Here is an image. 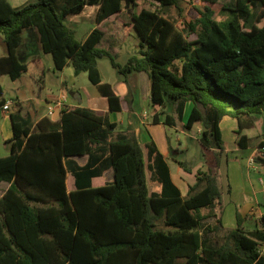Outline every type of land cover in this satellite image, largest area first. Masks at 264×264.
<instances>
[{"label":"trees","instance_id":"1","mask_svg":"<svg viewBox=\"0 0 264 264\" xmlns=\"http://www.w3.org/2000/svg\"><path fill=\"white\" fill-rule=\"evenodd\" d=\"M145 1L158 7L135 13L137 0H34L21 7L0 0V39L7 48L0 76L16 80L27 69L19 48L33 41L51 54L55 70L69 63L75 75L86 72L109 109L119 111L132 95L115 94L101 80L97 60L108 57L126 82L128 73L145 72L151 105L162 108L152 122L181 129L200 123L199 141L205 154L212 151L213 167L198 168L183 196L153 142L147 144L150 164L133 131L114 133L115 124L89 108L65 105L58 120L43 118L33 128L29 117L11 116L10 152L0 156V182L7 183L0 191V264H264V214L259 226L245 229L237 210L236 226L217 239L224 212L221 121L236 120V143L246 148L242 131L264 112V0H234L230 6L218 0ZM217 4L222 19L214 17ZM85 6L97 7V24L127 10L130 20H114L109 28L111 36L134 30L137 53L116 62L117 37L99 27L77 40L67 18ZM168 7L177 9L179 24L163 13ZM26 29L37 38L22 44ZM5 100L0 82V107ZM187 102L192 106L181 123ZM258 147L253 160L264 165V138ZM81 155L87 156L82 166L71 158ZM176 162L190 171L186 162ZM147 168L160 182L159 192L149 191ZM106 169L112 180L92 186L91 178ZM68 171L72 190L65 184ZM208 218L215 219L212 226L204 225Z\"/></svg>","mask_w":264,"mask_h":264},{"label":"crops","instance_id":"2","mask_svg":"<svg viewBox=\"0 0 264 264\" xmlns=\"http://www.w3.org/2000/svg\"><path fill=\"white\" fill-rule=\"evenodd\" d=\"M23 1L24 0H15V3L13 4V6L14 7H21V3ZM96 10H97L96 6H85L84 10L81 13L76 14V15H82V14H87V13L88 14H91V13L95 14ZM0 42L3 43V41L1 39H0ZM5 48H6V45H5ZM30 51H31V48L29 47L28 44L22 45L19 48V53L24 54V56L26 58V65H27V69L25 71H23L21 73V75L23 73H29L30 75H34V74L38 75L40 73V71L43 72L40 61L38 62L35 57H32V58L28 57L27 58ZM6 52H7V48L3 52H1L0 55H4V54H6ZM37 54H39V53H37ZM60 72H61V75L65 74V75L70 77L71 84H72L71 85L72 90L70 91V95L72 97H75L76 95H78L79 101H77L75 103L73 100H68L66 94L64 93L63 88L61 87L60 88L61 95L58 97L64 96L63 105L54 106L52 113H49V106L52 103H54L55 99L42 100V103L45 105V110L42 113L37 111L34 108L33 103H30L28 106H23L21 104H19V106L17 105V109L19 110V113L15 114L16 108H13V104L14 103H20V100L19 99L13 100V99L5 96L6 100L3 103H5L6 101L9 100L11 102V104H10L9 110H7V112H3L0 108V114H1V117H0V136L4 142L3 147L6 150V153L2 154L0 156L7 155L10 152V147H9L10 144L7 142V140L13 136L11 116H14L16 119L18 117H29L30 118V126H31V128H33V127H35L37 122H39L43 118H46L49 122L58 120L60 117V109L65 105L70 106V107L82 106V107H86V108L91 109L96 114L103 116L109 122L114 123L115 124L114 133L118 132V131H122V132L133 131L135 133L140 145H141L144 157H146V159H145L146 162H148L150 164H152V158H148L147 144L149 142H153V144H155L157 150L163 155V157L165 158V160L168 163L169 159H172L173 161L176 162V160H179L177 158H179L180 155L186 156L189 153L190 147H191L189 145V141L188 142L182 141V138L189 136L190 138L196 139L199 143V150L197 152V155L195 154L194 161L182 160V161L186 162L188 167L190 168L189 173L177 164V167L175 169L177 179H175L174 175L172 173V170L169 166V163H168V166L170 169V175H171L173 182L180 189V192L183 196L187 194L188 185L193 184L195 182V175H194L195 171L198 168H203L204 164H205L204 163L205 159H203V161H202V159L200 157L202 155V153H203V157L206 155L203 152L204 150H203V148L200 144V141H199V136H200V133L202 130L200 123H198V122L194 123V125L192 126L191 129H181V128H177L173 125L172 126L167 125V124L163 123L162 120L159 121L158 123L152 122L153 113L157 112L159 110H162V108L157 107V106L155 108H153L151 105L150 96H149L150 81H149L148 75L145 72L141 71V72L128 73L126 75L127 82L125 81L124 78L123 79L119 78L118 80H115V81H111V80L105 81V82L110 83L112 90L118 96L129 99V98H131L130 95H132L131 101H129V100L128 101H125V100L122 101L121 110H119V111L110 110L106 97L102 96L100 93L99 94L105 98V100H106L105 102L100 100V99H96V100H92V103H89V105H83L82 104L83 100L81 98L80 92L78 91V88L76 87V84H75V77L77 75H79L80 73L75 75L73 72V68L69 63H67ZM60 82L62 83L61 86L66 84V82L63 80L62 77L60 79ZM136 92H137L138 97L141 96L139 99L142 100V107L138 113H136V112L134 113L135 110H133V108H132L133 102L135 100ZM27 99H29V98H27ZM47 100H48V102H47ZM191 106H192V104L190 102H187L185 104L181 123L186 120ZM132 112L136 115V118L138 119L137 122L135 121V117H133L131 115ZM114 113H117V114H114ZM163 115L164 114L161 113L159 117H163ZM227 117L228 116H225L221 121V124H220L221 130H222V124L226 121ZM261 118H263L262 115H259L257 117V119L255 121V125L253 127H248V128L243 129L242 132L248 137V142H249V138L252 137V135L250 134L251 129L258 127V125H260L258 123V120H260ZM47 124H48V122H44L42 125L44 127H46ZM179 124H180V122L176 123V125H179ZM119 125L123 126V127L120 128ZM236 125L237 124H236L235 119H234V122H232V121L227 122V126H228L229 130L233 132L230 135V139L232 140V143H236V139H237V135L234 132ZM222 136H223V132H222ZM257 136H258V134H257ZM261 140L262 139H259L257 142H260ZM224 144H225V150L224 151H226L228 149V147L225 143V139H224ZM236 145H237V143H236ZM248 148H250V144L246 148H238L237 147V148L231 149V151L233 153H235V155L233 157L226 156L225 152H224V154L222 153L221 162L219 165V173H220V176L222 177L224 174V168L228 172V174L227 173L225 174L226 175L225 180L227 181L226 191H227L228 195L230 196L229 202L233 204L234 211L236 212L238 210L240 212V214L244 217V223H245V221H249V222L254 221L255 223L257 221L258 225H255V227H256V226L260 225V217L262 214H264V203L261 202L260 200L256 199V198L254 201H249V199H247V198L244 199L242 197H238V196H241V194H244L245 190H248V189L254 195H256L259 192H264V180L261 177H259L258 181H256V182H258L259 186L256 187V183H254L255 178H252L250 176V172L248 171V168H252L255 170H261V169L264 170V168H262L264 165H262L260 163L253 162V159L251 156L252 154L250 155L247 151ZM207 152H211V150H208ZM198 155H199V157H198ZM71 158H73L77 162V164L80 166L84 165L87 161L86 155L72 156ZM232 162H234L233 169H235V172H237V171L240 172V175H241L240 182L235 180L233 175H231V177L229 176V171H228L229 170V163H232ZM210 166H212V165H210ZM147 169H149V168H147ZM243 169H245V172L243 171ZM186 173H188V174L186 175ZM263 173H264V171H263ZM112 178H113L112 170L106 169L100 175L92 177L91 178V184H92V186H101V185H104L105 183L111 181ZM146 178H147V174H146ZM149 178L151 180L155 181V188H153L152 190H149V191L150 192H152V191L159 192L161 190L160 182L156 179H153L151 177V174L149 175ZM221 183H222V187H223L224 186L223 177L221 178ZM65 184H66L67 190H72L75 187L74 177H73L72 173L69 171L66 174ZM147 185H148V183H147ZM6 187H7V185L3 187V190ZM223 189H224V187H223ZM184 192H186V193H184ZM239 192H242V193L240 194ZM1 194L2 193H0V195ZM222 197H223L224 205L226 206L224 196L222 195ZM234 218L236 221L235 216H234ZM244 223H243V227L245 229H252V228L246 227L244 225ZM222 224H223V220H222ZM235 226H236V224H235ZM223 228H225L224 225H223Z\"/></svg>","mask_w":264,"mask_h":264},{"label":"rangeland","instance_id":"3","mask_svg":"<svg viewBox=\"0 0 264 264\" xmlns=\"http://www.w3.org/2000/svg\"><path fill=\"white\" fill-rule=\"evenodd\" d=\"M12 5L15 3V0H8ZM29 1H34V0H24L21 3V6L25 5L26 3H28ZM218 3H225L227 5H233L234 0H218ZM184 6V5H183ZM182 6V8H183ZM155 8L158 7L156 3L150 4L148 1L145 0H137V5L135 7H133L131 10L135 13H137L141 8ZM218 8L219 5H215L214 6V17L217 19H222L223 17H225L222 14H219L218 12ZM186 14H192V10L190 8L186 9ZM163 13L165 14V16H167L169 19H171L172 21H174L175 23L179 24V20L177 17V9L174 7H168L165 8L163 10ZM125 21V20H130V13L127 10H124L122 12H120L119 14L116 15H112L109 18H106L105 20H103L101 23L97 24L95 22V14L91 13V14H82V15H70L67 18V24L74 28L76 30L75 32V38L77 40H83L85 38V36L87 35V33L94 27H99L100 29L104 30L105 33L107 34L108 37H117V38H112L114 47H113V53H114V60L120 64H124L128 57L131 56L132 54L137 53L138 49L140 48V38L137 35V33L132 30L129 34L125 35V37L123 36L122 33L120 34H113V30H111V28H109L113 24L112 21ZM31 29H26L23 32V42H27V41H32L34 38V35H36L37 38V34H35L34 31H30ZM29 33L28 37L27 34ZM122 35V37L120 38L119 36ZM32 37V38H31ZM189 39H193L195 38L194 34H189L188 35ZM28 42V43H30ZM38 43V42H37ZM105 45H107L106 42H104ZM104 44H100V47H105ZM29 47L31 48V53L28 54L27 58L30 57H35L36 60L39 62L42 66L43 72L40 71V73L38 75L34 74V75H30L29 73H23L21 76H19V78H17L16 80H12L7 74H3L0 76V82L4 91V96L9 97L11 99H19L20 103H14L13 104V108L15 109V114L19 113V110L17 109V105L19 106V104L23 105V106H28L30 103H33L34 108L39 111V112H43L45 110V105L42 103V100L45 99H56L58 96L61 95V91L60 88L62 87L64 90V93L66 94L68 100H73L75 103L77 101H79V96L76 95L75 97H72L70 95V91L72 90V84H71V80L70 77L62 74L60 71L55 70L54 68V63L52 60V56L50 53H45L43 52L38 44L36 45V42H33L29 45ZM5 43L0 42V53L3 52L5 50ZM39 53V54H37ZM24 55V54H22ZM37 55V56H36ZM97 67L98 70L100 72L101 75V80L102 81H107V80H111V81H115L120 79H123L124 76L122 73H120L116 68H114L111 65L110 59L106 56L101 57L97 60ZM41 68V67H40ZM61 77L63 78V80L66 82L65 85L61 86L62 83L60 82ZM75 84L76 87L78 88V91L80 92L81 98L83 100L82 104L83 105H89V103H92V100H96V99H100L102 101H106L104 97H102L96 86L91 83L87 77V73L86 72H81L79 75H77L75 77ZM138 91V90H137ZM141 96H137V92L135 94V100L133 102L132 108L134 111V113H138L142 107V100L139 99ZM29 98V99H27ZM27 99V100H26ZM47 100V102H48ZM167 110L171 111L172 110V106H168ZM133 112L131 113V115L133 117H135V121L137 122L138 119L136 118V115ZM117 114V113H114ZM263 118H261L260 120H258V123L260 125H258V127H255L253 129H251L250 134L252 135L251 138H249V144H250V148L247 149L248 153L252 156V159L254 158V156L258 153L259 151V142H257L259 139L264 138V112L261 114ZM114 116V115H113ZM1 117V114H0ZM234 122V118L231 117H227L226 121L222 124V132H223V138L225 139V143L228 147V149L226 151H223V154L225 152L226 156H230L233 157L235 155V153H233L231 151V149L233 148H237L238 146L236 145V143H232V140L230 139V135L231 133H233L232 131L229 130L228 126H227V122ZM119 127H123L120 126ZM253 127V126H252ZM258 134V136H257ZM182 141H189V145L190 147V151L186 156H182L180 155L179 160H187V161H194L195 158V154L197 155V152L199 150V143L196 139L194 138H190L189 136L182 138ZM4 142L1 139L0 136V155L5 154L6 150L4 149ZM239 148V147H238ZM199 157V155H198ZM197 157V158H198ZM202 161L203 159H205V164L204 167L202 169H207V167H210V165H214V156L211 152H207L206 155L203 157V153L200 156ZM146 159V157H145ZM253 162H255L253 160ZM169 166L172 170V173L174 175V178H176V167H177V163L175 161H173L172 159L168 160ZM256 163V162H255ZM234 166V162L229 163V176L231 177V175H233V177L235 178V180L240 182V172H235V169H233ZM182 168V167H181ZM264 168V166L262 167ZM243 171L245 172V169H243ZM248 171L250 172V176L252 178H255V182L256 183V187L259 186L258 182V178L261 177L264 180V173H263V169L261 170H255L252 168H248ZM188 173L190 171H187ZM186 173V175L188 174ZM228 174L227 170L224 168V174H223V184H224V189L222 187V195L224 196V200L226 202V206L224 205V212H223V216H222V220H223V225L225 228H222V230L219 232V236L217 239L220 241L221 240V236L225 231H228V229H232L235 227L236 221H235V211L233 208V204L229 202V195L226 191L227 189V181L225 180L226 175ZM146 174H147V183H148V188L149 190H152L153 188H155V181L151 180L149 178V175L151 174V171L149 169L146 170ZM221 177V178H222ZM154 179V178H153ZM7 183L4 181L0 182V191L1 189L6 186ZM182 186V185H181ZM186 193V192H184ZM240 194L242 192H239ZM239 195V194H238ZM237 195V196H238ZM238 197H242V198H247L249 199V201H254L255 198L260 200L261 202L264 203V192H259L256 195H254L252 192L248 190H245L244 194H241V196ZM233 199V198H232ZM203 211L206 212V210L204 209ZM215 223V219L214 218H208L204 221V225L206 226H212ZM244 225L248 228H254L255 225H258V222L256 221V223L254 221L249 222V221H245ZM213 234H215L214 232H210L209 235L213 236Z\"/></svg>","mask_w":264,"mask_h":264},{"label":"built area","instance_id":"4","mask_svg":"<svg viewBox=\"0 0 264 264\" xmlns=\"http://www.w3.org/2000/svg\"><path fill=\"white\" fill-rule=\"evenodd\" d=\"M63 101H64V96H61V97H58L57 99H55L54 103H52L50 106H49V113H52L53 111V107L54 106H61L63 105ZM10 104L11 102L8 100L6 101L0 108L3 112H7V110H9V107H10ZM260 252L261 253H264V246L262 245L261 248H260Z\"/></svg>","mask_w":264,"mask_h":264}]
</instances>
